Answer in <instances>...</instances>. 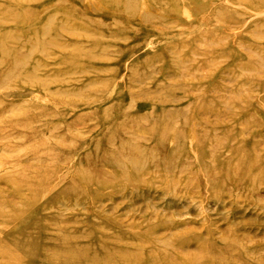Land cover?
<instances>
[{
    "label": "rangeland",
    "instance_id": "rangeland-1",
    "mask_svg": "<svg viewBox=\"0 0 264 264\" xmlns=\"http://www.w3.org/2000/svg\"><path fill=\"white\" fill-rule=\"evenodd\" d=\"M0 264H264V0H0Z\"/></svg>",
    "mask_w": 264,
    "mask_h": 264
},
{
    "label": "bare ground",
    "instance_id": "bare-ground-1",
    "mask_svg": "<svg viewBox=\"0 0 264 264\" xmlns=\"http://www.w3.org/2000/svg\"><path fill=\"white\" fill-rule=\"evenodd\" d=\"M130 3H132V0H128Z\"/></svg>",
    "mask_w": 264,
    "mask_h": 264
}]
</instances>
